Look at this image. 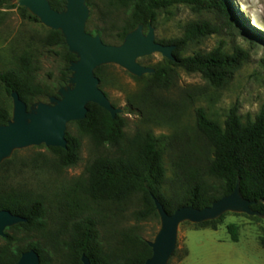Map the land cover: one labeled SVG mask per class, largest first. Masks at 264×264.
<instances>
[{
	"label": "rangeland",
	"instance_id": "rangeland-1",
	"mask_svg": "<svg viewBox=\"0 0 264 264\" xmlns=\"http://www.w3.org/2000/svg\"><path fill=\"white\" fill-rule=\"evenodd\" d=\"M226 2L238 23L235 29L226 27L224 19L215 11H195L183 4L162 11L154 25L157 41L165 42L182 37L186 26L192 22L208 21L220 29L219 33L191 44L183 52L184 56L207 53L217 47L228 53H233L236 46L245 49L248 61L224 87L214 88L201 74L168 65L160 54L139 62L149 67L173 69L169 88H156L150 76L137 78L117 65L104 66L100 72L101 89L114 106L125 110L121 116L126 120V139L131 140L138 132H151L162 139L167 171L165 192L168 194L175 189V159L191 152L202 156L211 153L197 127V110L204 109L211 120L224 124L233 108L238 109L244 122L254 120L264 109V0ZM94 3L87 31L100 29L103 35H99L105 43L118 44L113 25H121L122 12L112 9V16L108 17L105 6L98 0ZM30 16L33 17L19 6L0 8V73L19 70L22 58L27 57L31 68L36 69L37 82L56 89L63 66L61 49L45 47L50 29ZM0 107L11 112L13 109L12 98L1 81ZM67 132L81 142L80 160L75 166L62 167L54 153L43 145L16 151L0 167V190L26 192L47 206L46 233L33 234L29 241L38 243L46 256L52 257L56 252L48 236L88 217L97 223L105 246L114 243L110 237L124 229H134L145 240L153 241L160 229V219L159 216L144 221L136 219L135 213L142 207L140 196L116 206L93 203L84 193L89 165L98 156H117L118 149L96 147L88 136L79 132L74 122L69 124ZM231 224L239 226L238 242L232 240L228 231ZM196 225L187 222L180 226L176 254L170 264H264V247L259 241L264 220L229 213L217 230L200 229ZM56 256L58 259L57 253Z\"/></svg>",
	"mask_w": 264,
	"mask_h": 264
},
{
	"label": "trees",
	"instance_id": "trees-1",
	"mask_svg": "<svg viewBox=\"0 0 264 264\" xmlns=\"http://www.w3.org/2000/svg\"><path fill=\"white\" fill-rule=\"evenodd\" d=\"M49 1L58 11L64 10L67 3V0ZM98 1L105 6L108 17L112 16V9L122 12L121 25L113 23L118 44L139 24H143L145 30L150 24L156 25L162 11L178 4L190 6L195 11H215L224 19L226 27H238L226 0ZM94 2L95 0H87L90 8H94ZM17 6L15 0H0V8L13 9ZM21 10L27 13L26 9ZM29 18L37 19L34 16ZM88 32L103 35L100 29ZM219 32L220 29L208 21L192 22L186 26L182 37L169 42L159 41L166 45H176L174 55L177 60L171 62L166 59L167 64L188 73L201 74L214 88L224 87L232 75L248 61L249 55L245 49L236 46L233 53H228L217 47L207 53L183 55L191 44ZM45 47L61 49L63 66L56 80V89L37 82L36 69L31 68L27 57L22 58V67L19 70L0 73V81L6 93L11 96L12 91H17L28 106L55 95L61 86L66 85L71 75L69 63L76 59L68 51L60 31H49ZM103 68L104 66L96 70L101 84L103 79L100 72ZM154 68L156 73L147 75L151 77L153 86L160 89L169 88L173 81L170 71L173 69ZM135 106L133 103V108ZM11 118V110L0 107V126L7 124ZM74 123L79 132L88 136L96 147L112 146L118 149L117 156H98L86 170L87 178L83 190L93 203L120 206L140 196L142 207L135 213V217L138 221H144L158 217L152 195L163 204L169 214L184 206L203 209L230 195L240 180L244 198L255 201L252 209L264 215V109L254 120L244 122L238 109L233 108L224 124L211 120L204 109L197 110V127L211 153L202 156L191 152L174 160L175 189L172 194L165 192L167 171L161 138L151 132H138L131 140H127L126 120L121 115L113 119L105 109L93 103L88 105L87 117ZM66 137L67 149L50 147L49 151L54 153L62 167H72L80 160L81 142L68 132ZM0 209L27 218V222L7 229V237L2 238L0 244V264H16L22 253L31 249L39 253L41 264H82L83 254L90 258L92 264H145L152 256L148 241L134 229H124L116 236L112 235L110 238L114 243L109 242L110 244L105 246L97 223L88 217L72 223L70 228L59 229V232L49 235L48 242L59 258L56 259V253L47 257L38 243L29 241L31 235L45 234L47 231L48 209L44 201L23 191L0 190ZM226 215L196 226L200 229L217 230ZM251 218L264 220L259 217ZM228 231L232 240L238 242L239 226L231 224ZM259 241L264 247V229ZM175 254L176 250L173 256Z\"/></svg>",
	"mask_w": 264,
	"mask_h": 264
},
{
	"label": "water",
	"instance_id": "water-1",
	"mask_svg": "<svg viewBox=\"0 0 264 264\" xmlns=\"http://www.w3.org/2000/svg\"><path fill=\"white\" fill-rule=\"evenodd\" d=\"M15 4L26 9L46 28L60 31L68 51L76 59L69 63L71 75L67 84L47 101L39 100L28 106L17 91L11 92L12 118L0 126V165L11 159L16 151L31 147L44 145L67 149L68 126L87 117L90 103L105 109L113 119L122 115L125 110L114 106L100 87L101 80L96 75L100 67L117 65L132 76L142 78L155 74L156 69L142 65L139 60L155 54L171 62L177 60L174 55L176 45L157 41L156 28L152 24L147 30L139 24L120 44H107L99 34L89 33L87 23L91 10L87 0H67L62 11L55 10L49 0H15ZM152 199L160 229L154 240L148 241L152 256L145 264L170 263L177 248L180 226L184 223L215 221L229 213L264 219V215L252 209L256 202L244 198L240 180L230 195L203 209L184 206L169 214L154 195ZM25 222L27 218L0 209V238L7 237V229ZM16 264H41V258L36 250L31 249L22 253ZM82 264H92L85 254L82 255Z\"/></svg>",
	"mask_w": 264,
	"mask_h": 264
}]
</instances>
